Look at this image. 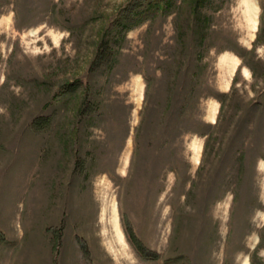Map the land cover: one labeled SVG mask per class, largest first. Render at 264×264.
Masks as SVG:
<instances>
[{
    "label": "rangeland",
    "instance_id": "obj_1",
    "mask_svg": "<svg viewBox=\"0 0 264 264\" xmlns=\"http://www.w3.org/2000/svg\"><path fill=\"white\" fill-rule=\"evenodd\" d=\"M0 264H264V0H0Z\"/></svg>",
    "mask_w": 264,
    "mask_h": 264
},
{
    "label": "crops",
    "instance_id": "obj_2",
    "mask_svg": "<svg viewBox=\"0 0 264 264\" xmlns=\"http://www.w3.org/2000/svg\"><path fill=\"white\" fill-rule=\"evenodd\" d=\"M118 233H119V231H118ZM119 236H121V237H122V235H121V234H118V238H119Z\"/></svg>",
    "mask_w": 264,
    "mask_h": 264
},
{
    "label": "bare ground",
    "instance_id": "obj_3",
    "mask_svg": "<svg viewBox=\"0 0 264 264\" xmlns=\"http://www.w3.org/2000/svg\"><path fill=\"white\" fill-rule=\"evenodd\" d=\"M120 237V236H119Z\"/></svg>",
    "mask_w": 264,
    "mask_h": 264
},
{
    "label": "trees",
    "instance_id": "obj_4",
    "mask_svg": "<svg viewBox=\"0 0 264 264\" xmlns=\"http://www.w3.org/2000/svg\"><path fill=\"white\" fill-rule=\"evenodd\" d=\"M134 238V237H133Z\"/></svg>",
    "mask_w": 264,
    "mask_h": 264
}]
</instances>
